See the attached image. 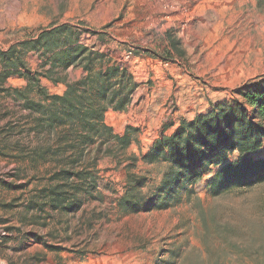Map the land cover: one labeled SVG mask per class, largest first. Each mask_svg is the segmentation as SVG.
<instances>
[{
    "label": "rangeland",
    "instance_id": "rangeland-1",
    "mask_svg": "<svg viewBox=\"0 0 264 264\" xmlns=\"http://www.w3.org/2000/svg\"><path fill=\"white\" fill-rule=\"evenodd\" d=\"M3 13L1 52L68 25L82 44L125 65L138 88L125 111L106 115L115 134L133 129L131 145L99 160L95 191L66 212L41 193L53 166L30 158L51 138L33 131L35 117L16 98L27 81L0 82V264H264V183L213 196L204 182L165 210L125 213L120 204L130 157L139 159L134 172L157 185L158 168L141 162L153 142L264 76V0H0ZM24 61L43 71L39 53ZM66 75L74 81L83 71Z\"/></svg>",
    "mask_w": 264,
    "mask_h": 264
},
{
    "label": "trees",
    "instance_id": "trees-1",
    "mask_svg": "<svg viewBox=\"0 0 264 264\" xmlns=\"http://www.w3.org/2000/svg\"><path fill=\"white\" fill-rule=\"evenodd\" d=\"M80 37L68 25L54 26L35 40L0 51V82L12 76L27 81L16 98L35 117L33 131L51 138L46 149H34L30 157L53 166L50 186L41 193L53 210L66 212L79 208V195L95 191L99 160L118 159L131 145L133 129L115 134L106 115L125 111L138 88L125 65L82 44ZM29 52L41 55L43 71L28 69L24 56ZM71 68L82 69V78L69 81ZM42 79L63 85V94H50ZM235 93L153 142L141 162L158 168L157 185L134 172L136 156L128 159L127 191L120 201L125 213L168 209L183 194L190 200L204 182L213 196L264 183V157L258 155L264 148V76Z\"/></svg>",
    "mask_w": 264,
    "mask_h": 264
},
{
    "label": "bare ground",
    "instance_id": "bare-ground-1",
    "mask_svg": "<svg viewBox=\"0 0 264 264\" xmlns=\"http://www.w3.org/2000/svg\"><path fill=\"white\" fill-rule=\"evenodd\" d=\"M10 13V12H9ZM21 14V13H20ZM9 16L12 18V19H17V20H21L22 19V17L21 16H19L18 14H17V11H15V10H13L10 14H9ZM4 17V13L3 14H0V21L2 20V18ZM0 26H2V25H0Z\"/></svg>",
    "mask_w": 264,
    "mask_h": 264
}]
</instances>
